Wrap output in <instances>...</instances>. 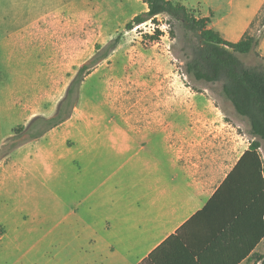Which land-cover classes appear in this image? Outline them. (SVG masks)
Masks as SVG:
<instances>
[{"label": "crops", "instance_id": "obj_1", "mask_svg": "<svg viewBox=\"0 0 264 264\" xmlns=\"http://www.w3.org/2000/svg\"><path fill=\"white\" fill-rule=\"evenodd\" d=\"M171 1L207 19V28L229 43L241 40L264 6V0ZM77 8L78 0H0V46L76 39L77 23L63 27L62 13H76ZM258 35L255 52L264 62V27ZM179 92L184 98L185 88ZM2 98L0 124L15 116L10 96ZM174 105L173 100L153 101L146 115L143 103L135 102L130 106L137 109L136 116L103 119L101 127L89 116L65 126L70 117L41 139L22 145L42 143L62 129L78 131V137L66 135L62 143L68 148L84 144L86 193L83 184H75L70 212L54 213L51 228L10 232L0 224L5 229L0 264H258L255 256L264 255V236L258 241L264 216L243 205L247 192L240 185L246 184L242 172L202 213L255 140L249 125L239 116L223 115L211 101L191 106L184 98ZM258 154L264 166V142ZM25 214L28 224L41 226L49 220Z\"/></svg>", "mask_w": 264, "mask_h": 264}, {"label": "rangeland", "instance_id": "obj_2", "mask_svg": "<svg viewBox=\"0 0 264 264\" xmlns=\"http://www.w3.org/2000/svg\"><path fill=\"white\" fill-rule=\"evenodd\" d=\"M146 11L140 0H78L76 13H62L63 27L77 23L76 39H63L58 45L0 46V104L4 103L2 97L10 96L15 115L0 124V149L17 126L27 125L36 116H51L78 68L95 55L96 45L104 46L119 34V45L82 83L79 103L65 126L70 127L89 116V121L98 120L101 127L103 119L123 114L136 116L137 109L131 110L135 102L143 103L146 108L142 109L149 115L153 101L173 100L176 108L184 98L186 105L194 106L199 100L211 101L223 115L238 116L221 95L218 84L196 82L185 73L186 53L194 34L180 21L161 14L156 17V25L148 21L125 30L135 15ZM262 19L264 12L259 15L252 33L257 35L261 31ZM156 26L163 35L158 41L150 42L144 36H149ZM238 58L247 67L264 63L253 52ZM184 88L183 98L179 91ZM66 135L79 136L74 129H62L42 143L22 146L14 151L12 158L11 153L0 157V224L7 231L51 228L54 213L70 212L75 184H83L85 195L84 144L65 147L62 141ZM68 142L74 143L71 138ZM58 198L63 201L56 205L54 201ZM37 202L42 204L36 205ZM29 211L48 216L49 220L41 226L28 224L30 218L25 213ZM21 220H26V224Z\"/></svg>", "mask_w": 264, "mask_h": 264}, {"label": "trees", "instance_id": "obj_3", "mask_svg": "<svg viewBox=\"0 0 264 264\" xmlns=\"http://www.w3.org/2000/svg\"><path fill=\"white\" fill-rule=\"evenodd\" d=\"M140 1L147 6V11L134 16L125 25V30H132L135 26L148 21L156 25V17L161 14H166L171 19L180 21L188 31L194 34V41L189 47V53H186L185 73L196 82H202L206 85L218 84L223 98L232 105L239 117L247 121L248 133L255 138L250 142L248 151L225 182L227 184H223L202 213L208 212L214 206L224 189L230 185L228 183L232 182L239 172H242L243 178H246L244 181L246 184L240 185L244 186L243 192H247L243 205L259 210V216L262 219L264 216V205L262 206L264 166L258 150L261 147V142H264V63L247 67L239 60L238 55H247L253 52L260 58L259 54L255 52L259 43V35L252 33V30L259 19V15L264 12V6L241 40L236 43H229L224 41L218 33L207 28V19L196 18L192 11L180 3L171 0ZM260 26L261 28L264 27V19L260 21ZM169 33L173 36L171 30ZM162 35L163 33L156 26L149 36L145 35L144 37L150 42H156ZM120 37L119 34L104 46L96 45L95 55L78 68L68 84L65 95L59 101L56 111L48 117L36 116L27 125L14 128L13 136L0 149V157H6L22 145L41 139L49 131L67 121L78 105L82 83L92 69L104 61L119 45ZM262 225L263 230L258 241L264 236V222ZM181 230L168 241L179 236ZM4 234L5 229L0 225V238ZM151 260L152 256L145 261ZM255 262L264 264V255L255 256Z\"/></svg>", "mask_w": 264, "mask_h": 264}]
</instances>
